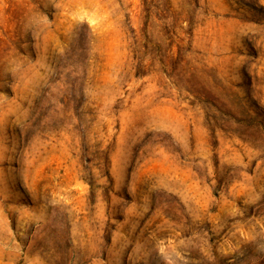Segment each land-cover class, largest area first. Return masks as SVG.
I'll use <instances>...</instances> for the list:
<instances>
[{"label": "rangeland", "instance_id": "obj_1", "mask_svg": "<svg viewBox=\"0 0 264 264\" xmlns=\"http://www.w3.org/2000/svg\"><path fill=\"white\" fill-rule=\"evenodd\" d=\"M0 264H264V0H0Z\"/></svg>", "mask_w": 264, "mask_h": 264}]
</instances>
